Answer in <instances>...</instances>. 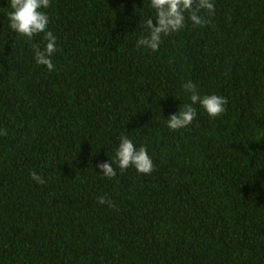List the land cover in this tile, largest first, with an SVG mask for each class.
<instances>
[{"label":"trees","instance_id":"16d2710c","mask_svg":"<svg viewBox=\"0 0 264 264\" xmlns=\"http://www.w3.org/2000/svg\"><path fill=\"white\" fill-rule=\"evenodd\" d=\"M9 2L0 264H264V0H212L202 25L185 13L157 52L135 46L147 0H51V72L34 58L44 33L14 32ZM188 80L225 97V111L196 106L193 123L171 131ZM122 135L148 150L150 174L115 163V176L100 174Z\"/></svg>","mask_w":264,"mask_h":264},{"label":"clouds","instance_id":"9594fccd","mask_svg":"<svg viewBox=\"0 0 264 264\" xmlns=\"http://www.w3.org/2000/svg\"><path fill=\"white\" fill-rule=\"evenodd\" d=\"M50 6L51 0H10L7 19L9 27L14 32L29 40L44 33L46 43L43 48L35 50L34 58L38 65L45 66L51 72L55 67L52 56L57 51V37L48 29L50 17L44 10ZM201 9L211 13L214 10L212 0H147L149 14L143 19L141 24L143 34L138 36L135 46L138 49L157 52L164 36L179 32L185 27V13H188L187 19L193 25L204 24L206 21L199 14ZM182 88L187 96V102L184 103L182 109L179 105L178 111L166 117L165 123L169 130L176 131L189 127L197 117L196 106H199L211 118L225 111L227 104L225 97L217 94L201 95L191 80L186 81ZM110 160L111 163L104 161L97 165L101 170L100 174L108 178L116 174L113 163L122 171L131 167L142 174H150L154 168L148 150L142 145L137 147L126 135L119 138V144L115 148V157L114 159L110 157ZM32 179L38 183L44 182L43 178L36 173L32 174ZM105 202L104 198H100L99 203Z\"/></svg>","mask_w":264,"mask_h":264}]
</instances>
